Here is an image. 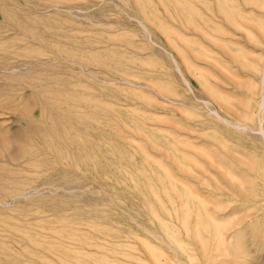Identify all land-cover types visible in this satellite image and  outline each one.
<instances>
[{
	"label": "rangeland",
	"instance_id": "obj_1",
	"mask_svg": "<svg viewBox=\"0 0 264 264\" xmlns=\"http://www.w3.org/2000/svg\"><path fill=\"white\" fill-rule=\"evenodd\" d=\"M262 43L264 0H0V264H264V207L222 195L231 158L264 199V144L207 112Z\"/></svg>",
	"mask_w": 264,
	"mask_h": 264
},
{
	"label": "bare ground",
	"instance_id": "obj_2",
	"mask_svg": "<svg viewBox=\"0 0 264 264\" xmlns=\"http://www.w3.org/2000/svg\"><path fill=\"white\" fill-rule=\"evenodd\" d=\"M237 31H239V30H237ZM258 48H260V51H262L264 49V43H262V45L260 44V46H258ZM233 59L235 60V58H233ZM235 62H236V60H235ZM263 64H264V61H263ZM253 70H256V72L258 71L256 67ZM260 72H261V75H260L261 89H260V86H259L258 87L259 91L257 92L254 89L256 87L255 84H252V86H249L248 90H247L245 104L240 106V110H239V108H237V111H236L235 115L231 114V109H226L227 116L226 115H222L220 113L218 114L217 110H214V109L207 108V112L209 113V115H213L215 118L221 120L226 125V127H227V129L229 131L234 130L235 132H239V133H242V132L249 133V132H251V133H254V134H258L259 135L258 138L264 144V127H262V125L260 124L261 120H260V122L258 124V128L257 129L252 127V122L255 119L256 115H257L255 113V111H254V108L257 107L258 108V112L261 109L263 111V114H264V66H263V68L261 69ZM225 75H226V73H225ZM229 86H231V85H229ZM257 93H258V95L260 94L263 97L261 103L260 102H257V103L255 102L254 95H256ZM261 96H260V98H261ZM260 101H261V99H260ZM235 154L239 155L240 153H239V151H235ZM233 161H234L233 159L229 158V162H228L227 166L225 167L226 182H225V189L222 192V195L224 197H226V199H225L226 206L227 207H231L232 205L234 206V207H232L233 209L232 208L230 209L231 211H229V214L234 212L236 209H242L245 212H247V211H251L252 212V210H253L255 212L253 217H256L255 214L257 213V210H261V208L259 209V207L257 208V206L261 205V206L264 207V199H260L259 191H258V189H256V187H255V189L253 188L251 190V192H247V190H245L243 188L242 182H241V176H240V173L243 170H241L239 165L234 166L233 165ZM211 167H212V165H211ZM256 172H257L256 173L257 174V178H258V175H259L260 176L259 177L260 180L264 182V160L262 162L261 161H257L256 162ZM203 178L205 179V177H203ZM255 178H256V176H255ZM168 196L169 195H167V197ZM186 197L188 198V201H190L191 199L194 198V196L191 195L190 193H186L182 197L183 201L185 202V204H186V201H185ZM197 201H198V203L201 202V200H197ZM183 209L184 210H182L183 211L182 214L184 216L188 215V213L191 211V207L189 205L187 207L185 205H183ZM236 213L237 212H234L232 214L235 215ZM199 215H200L199 212H197L196 216L199 217ZM250 217H251L250 215H244L242 217L241 221L242 220H248ZM251 219H252V217L249 220H251ZM158 224H159V227L162 229V231L165 233V235L169 239H171L173 243H175L176 245L178 244V246L180 248L184 247L183 244L179 243L178 239H176L175 234L172 231H170V229L165 224H163V222L160 221L159 219H158ZM195 231H196V234H199L197 225H196ZM220 238L222 239V236H220ZM175 256H176V254H175ZM193 259L194 258L190 257V260H193ZM161 262H162V259H161Z\"/></svg>",
	"mask_w": 264,
	"mask_h": 264
}]
</instances>
